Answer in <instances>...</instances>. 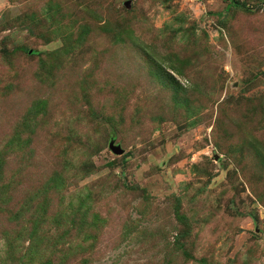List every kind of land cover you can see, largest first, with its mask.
<instances>
[{
    "label": "rangeland",
    "instance_id": "rangeland-1",
    "mask_svg": "<svg viewBox=\"0 0 264 264\" xmlns=\"http://www.w3.org/2000/svg\"><path fill=\"white\" fill-rule=\"evenodd\" d=\"M0 264H264V0H0Z\"/></svg>",
    "mask_w": 264,
    "mask_h": 264
},
{
    "label": "water",
    "instance_id": "water-1",
    "mask_svg": "<svg viewBox=\"0 0 264 264\" xmlns=\"http://www.w3.org/2000/svg\"><path fill=\"white\" fill-rule=\"evenodd\" d=\"M114 151H115V152L118 151V153H119V152H122V149H118V148H116V149H114Z\"/></svg>",
    "mask_w": 264,
    "mask_h": 264
}]
</instances>
